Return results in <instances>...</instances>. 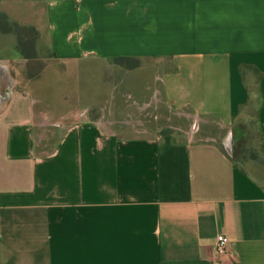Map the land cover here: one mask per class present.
<instances>
[{
	"label": "crops",
	"instance_id": "obj_1",
	"mask_svg": "<svg viewBox=\"0 0 264 264\" xmlns=\"http://www.w3.org/2000/svg\"><path fill=\"white\" fill-rule=\"evenodd\" d=\"M37 1L50 58L0 57V264H264V181L232 160L241 65L264 152V0Z\"/></svg>",
	"mask_w": 264,
	"mask_h": 264
},
{
	"label": "rangeland",
	"instance_id": "obj_2",
	"mask_svg": "<svg viewBox=\"0 0 264 264\" xmlns=\"http://www.w3.org/2000/svg\"><path fill=\"white\" fill-rule=\"evenodd\" d=\"M3 2V10L0 11L3 13V16L0 14V21L5 36L3 42L4 48L0 51V57L14 61H17L15 58L19 55L21 57H28L26 58L28 60L34 59L35 57H46L49 59L50 57L48 54L51 51L47 49L46 43L43 42L41 38L44 22L43 5L38 3V1L33 5V0H3ZM45 48L48 52H46ZM20 60L21 58H19V61ZM42 63L44 64V61ZM46 63H49V60H47ZM122 64L124 65V63ZM15 71V73L10 74L8 77H12L13 80H16L15 89H22L24 86H27L26 81L31 74L29 75L26 70L24 71L22 68L18 67ZM8 80H10V78ZM253 93H255V91H253ZM238 115V118L243 121L242 123H245L246 127L244 130L241 129L233 138V163L239 171L256 175L257 177H261V180L264 181V167H260L257 164L258 161L264 160V152L260 150L258 146L256 113L248 107L241 110ZM195 126L197 125L195 124ZM246 138L248 140H246ZM245 148H248L249 151L246 152V155L251 153L256 156V163L245 160L243 157V149Z\"/></svg>",
	"mask_w": 264,
	"mask_h": 264
},
{
	"label": "trees",
	"instance_id": "obj_3",
	"mask_svg": "<svg viewBox=\"0 0 264 264\" xmlns=\"http://www.w3.org/2000/svg\"><path fill=\"white\" fill-rule=\"evenodd\" d=\"M24 58H28V57H24ZM125 60H129V61L133 62V65L138 64L137 60L132 61V59H123V58L115 59V62L117 64H122ZM238 72H239V75L241 77V82L243 84V87H244L245 91L247 92V101L243 106H240L238 108L237 113L239 114L241 112V110L249 107L256 113V123H257V115H258V112L260 111V109L262 107V103H263V97L260 94V90H259V84H260L262 75L258 69H256L255 67H252V66H247V65L239 66ZM249 82H250V85H249ZM253 91H255V93H253ZM253 98H255V99H253ZM242 122L243 121L241 120V122L239 123V130L240 131H241V129L244 130V128L246 127L245 123H242ZM246 140H248V139L246 138ZM233 149H234V147H233ZM247 151H248V148L243 149V157L245 158V160H248L250 162L252 161V162L256 163V156L252 155L251 153L246 155ZM258 163H260V162L258 161L257 164ZM241 172H243L247 175L249 174L248 172H244V171H241Z\"/></svg>",
	"mask_w": 264,
	"mask_h": 264
},
{
	"label": "built area",
	"instance_id": "obj_4",
	"mask_svg": "<svg viewBox=\"0 0 264 264\" xmlns=\"http://www.w3.org/2000/svg\"><path fill=\"white\" fill-rule=\"evenodd\" d=\"M193 127H196L193 125ZM215 251L217 255H226L229 252H234L236 253L235 249V243L229 241L224 235H218L215 238ZM237 255V253H236ZM238 256V255H237ZM214 264H220V262L216 261Z\"/></svg>",
	"mask_w": 264,
	"mask_h": 264
}]
</instances>
